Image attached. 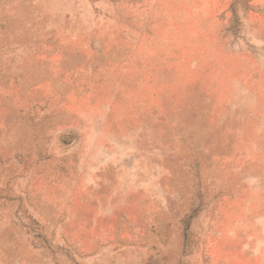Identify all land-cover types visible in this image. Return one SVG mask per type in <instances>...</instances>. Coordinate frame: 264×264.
<instances>
[{"label":"rangeland","instance_id":"obj_1","mask_svg":"<svg viewBox=\"0 0 264 264\" xmlns=\"http://www.w3.org/2000/svg\"><path fill=\"white\" fill-rule=\"evenodd\" d=\"M0 264H264V0H0Z\"/></svg>","mask_w":264,"mask_h":264}]
</instances>
